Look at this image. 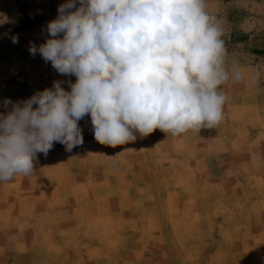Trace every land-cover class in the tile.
<instances>
[{
  "label": "rangeland",
  "instance_id": "obj_1",
  "mask_svg": "<svg viewBox=\"0 0 264 264\" xmlns=\"http://www.w3.org/2000/svg\"><path fill=\"white\" fill-rule=\"evenodd\" d=\"M66 2L0 0V112L6 98L27 99L51 88L55 80L64 81L62 86L70 90L67 81L75 82V76L59 74L39 53H29L30 43L45 42L47 23ZM205 3L222 30L226 66H235L242 76L220 86L226 97L222 121L179 136L159 129L146 137L134 133V142L112 148L95 140L90 115L85 116L78 122L83 144L66 152L54 143L47 155L52 170L48 178L64 184L66 198L59 206L63 215L1 216L0 264H208L202 260L206 256L222 264H264V237L259 238L264 236V202L257 198L264 195V0ZM13 36L18 43H12ZM40 156L45 157L39 153L34 162ZM59 158L61 166H52ZM150 159L153 183L143 185L140 176ZM197 159L208 168L211 184L204 193L210 200L180 201L175 193L188 194L193 187L183 185L182 178L170 182L173 175L160 168L179 162L201 174L193 163ZM159 160L169 164L161 166ZM111 162L125 165L128 185L115 182L121 175L108 171ZM93 171L95 178L89 177ZM73 179L80 183L71 185ZM221 192L227 203L219 211L225 217H216L210 208L215 209L213 201L221 199ZM41 203H28L32 211L20 213L41 215L36 205L49 206ZM201 210L209 212L201 213L203 218L190 215ZM108 213L114 217H104ZM188 251L192 263L185 260Z\"/></svg>",
  "mask_w": 264,
  "mask_h": 264
},
{
  "label": "clouds",
  "instance_id": "obj_2",
  "mask_svg": "<svg viewBox=\"0 0 264 264\" xmlns=\"http://www.w3.org/2000/svg\"><path fill=\"white\" fill-rule=\"evenodd\" d=\"M57 12L29 53L76 80L67 81L70 90L55 80L27 99L3 101L0 182L31 175L37 153L47 156L54 143L66 152L81 146L78 122L88 115L95 140L112 148L134 142V133L179 136L222 121L220 86L242 76L226 66L222 30L205 0H67Z\"/></svg>",
  "mask_w": 264,
  "mask_h": 264
},
{
  "label": "crops",
  "instance_id": "obj_3",
  "mask_svg": "<svg viewBox=\"0 0 264 264\" xmlns=\"http://www.w3.org/2000/svg\"><path fill=\"white\" fill-rule=\"evenodd\" d=\"M138 144H141V143H138ZM134 153H137V152H134ZM138 153H141V152L138 151ZM37 154H39V153H37ZM41 154L42 153H40V155ZM178 155L180 156L182 154L178 153ZM56 157H59V156H52L53 159ZM145 159H147V158H145ZM150 160H151V162H148L147 164H145L147 166V170L142 174V176H140L144 180V181H141V183L143 185H151L153 183L149 179L150 176H149L148 170L153 168V167H151L152 159H150ZM61 163H62L61 158L55 159L52 166L59 168V166H61ZM159 163L161 164V166L164 163L169 164L167 162H162L161 160H159ZM193 163H195L196 165L198 164V168H199V171L201 172V174L194 172L196 167H194V169L192 170L191 168H189L188 164L181 163L182 165H179V162L177 164L173 163V166L170 164V167H162L160 169L161 170H169V175H170V173H171V175H173V178L171 177L172 179H170V182L171 181L173 182V180H176V178H182L183 179V185L193 187L192 190L189 189L190 192L188 194L184 191L183 192L177 191L178 193H175V196L178 200L186 201V202L197 201V202H204L205 203V202L210 200L209 197H206L207 195L204 193L205 187L208 186V189H209V187H210L209 185L211 184V180H209L208 168H207V166H205L202 163V161L200 159H197L196 162H193ZM34 164H38V165L36 168H34L35 171L31 175L25 176L22 174H18L10 182H6V183L0 182V217L1 216H8V217L56 216V217H60L63 215V208L59 207L61 205L62 201H64L66 198L65 194H64L65 191L63 189L64 184L62 182V179L56 178V179L52 180V179L48 178L47 171H49V170L52 171L51 169L47 168L49 166L48 156H45V157L40 156L39 162L38 163L34 162ZM108 165H109L108 171L110 173L115 174V171H116L119 175H121V177L120 178L118 177L119 179L115 180V182L122 183L123 185H128V180L126 181L124 179L125 174L128 173L125 165H123L122 163H118V162H116V163L111 162ZM58 168L56 169V171L58 170ZM157 169H158V167H157ZM92 170H93V168H92ZM187 170H192L193 174L192 173L189 174V172ZM111 171H113V172H111ZM179 174H180V176L178 177ZM96 175L97 174L93 171V173H91V175L89 174V177L95 178ZM145 178H147L148 180L146 181ZM262 180H264V179H262ZM92 181H93V179H92ZM219 182H220L221 186H225L224 181L220 180ZM76 183L78 185L80 183V180L79 179L78 180L73 179L71 185L76 184ZM260 183L264 184V181H261ZM106 184L108 186H111L110 182H106ZM169 194L173 195L174 193H172L170 191ZM221 195H222L221 199L217 198V199H214V201H213L215 209L210 208V209H213L217 212L215 214L216 217H220V216L225 217L224 213L220 212L221 211L220 207L222 204L225 205L227 203L226 198L224 197L226 195L223 192H221ZM257 198L259 199L258 201L264 202V195L258 196ZM169 199H170V197H169ZM41 202L48 203L49 206H45V208H42L41 206H37L39 204H42ZM28 203L37 204L36 207H38V210L40 212H44V213H42L41 215H35V214L28 215L26 213H20L21 211H32L33 206L29 205ZM217 203H219V204H217ZM23 205L25 206V208H21V207H23ZM18 206H19V208H18ZM262 206H264V204H262ZM201 211L199 213H196L195 211H193V212H191L190 215L191 216H199V217L203 218V215L201 213L207 214L209 212L208 210L207 211L201 210ZM262 211H264V208H262ZM255 212L257 213L258 211H255ZM5 214H7V215H5ZM71 215L75 216V213L72 214V212H71L70 216ZM111 215L112 214L108 213L104 217H109V216L114 217ZM106 221H109L111 223V221L109 219L105 220V222ZM155 225H157V223H155ZM42 233L46 234V232H44V230ZM221 236H222V239L224 240L223 233H221ZM262 237H264V236H260L259 238H262ZM220 244H222V243H220ZM184 255H185L184 256L185 260H187V263L193 262V254L190 251L185 252ZM194 259H197V257H194ZM202 260H205L206 262L208 261L209 262L208 264L220 263V262H217L215 259L211 258L210 256L202 257ZM220 264H222V263H220Z\"/></svg>",
  "mask_w": 264,
  "mask_h": 264
}]
</instances>
